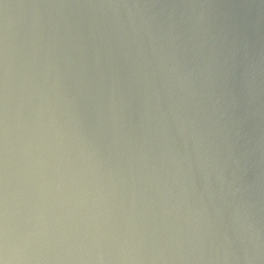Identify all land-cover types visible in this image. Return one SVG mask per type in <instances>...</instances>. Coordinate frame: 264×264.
<instances>
[{"label": "water", "instance_id": "obj_1", "mask_svg": "<svg viewBox=\"0 0 264 264\" xmlns=\"http://www.w3.org/2000/svg\"><path fill=\"white\" fill-rule=\"evenodd\" d=\"M0 264H264V0H0Z\"/></svg>", "mask_w": 264, "mask_h": 264}]
</instances>
